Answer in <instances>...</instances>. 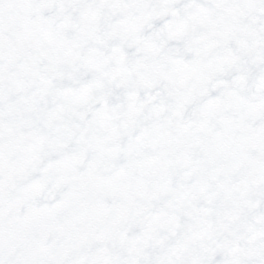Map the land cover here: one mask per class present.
<instances>
[{
	"label": "snow or ice",
	"instance_id": "1",
	"mask_svg": "<svg viewBox=\"0 0 264 264\" xmlns=\"http://www.w3.org/2000/svg\"><path fill=\"white\" fill-rule=\"evenodd\" d=\"M0 264H264V0H0Z\"/></svg>",
	"mask_w": 264,
	"mask_h": 264
}]
</instances>
